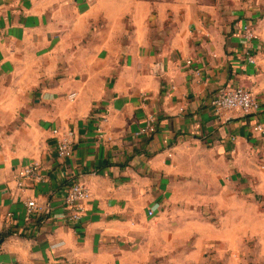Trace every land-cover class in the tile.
<instances>
[{"label":"crops","instance_id":"crops-1","mask_svg":"<svg viewBox=\"0 0 264 264\" xmlns=\"http://www.w3.org/2000/svg\"><path fill=\"white\" fill-rule=\"evenodd\" d=\"M215 1L0 0V261L264 264V17ZM237 85L261 109L217 117ZM53 128L74 130L70 157ZM32 159L44 179H19Z\"/></svg>","mask_w":264,"mask_h":264},{"label":"built area","instance_id":"built-area-1","mask_svg":"<svg viewBox=\"0 0 264 264\" xmlns=\"http://www.w3.org/2000/svg\"><path fill=\"white\" fill-rule=\"evenodd\" d=\"M242 35L246 40H252L259 38V33L255 26L249 22H246L242 26ZM247 60L253 62L254 56L247 50L245 51ZM193 62L192 57L185 59V63L190 65ZM195 74L199 73V69L195 68L193 70ZM73 93L70 97H73ZM211 106L214 114L217 117H221L224 112L228 110H239L243 114H251L259 112L262 107V101L254 95L248 88L237 85L232 87H226L219 91L215 96L211 98ZM253 129L262 135H264V122H256L253 125ZM100 130V127L98 128ZM156 130V117L154 114L150 113L146 117L145 124L139 129L137 134H151ZM55 135V147L57 155L61 158H68L73 154V143H74V130L72 128H67L60 130L59 128L52 129ZM17 177L19 179H32V180H42L44 179L41 173V164L39 161L32 159L26 164L21 166L17 170ZM90 196V192L87 186L80 182H72L68 185L65 194L64 202L66 208L69 210V217L72 220H77L80 218L84 207L83 202L87 200ZM26 217L36 213L43 209L42 205L36 202L35 199L30 198L26 201ZM149 214L152 210H148ZM0 264H22L17 261L2 262Z\"/></svg>","mask_w":264,"mask_h":264},{"label":"rangeland","instance_id":"rangeland-1","mask_svg":"<svg viewBox=\"0 0 264 264\" xmlns=\"http://www.w3.org/2000/svg\"><path fill=\"white\" fill-rule=\"evenodd\" d=\"M213 1L214 3L216 2L215 0ZM224 2L233 10L241 9L243 11L253 12L254 17H256V22L264 17V0H224ZM219 3L221 2L219 1ZM249 15L248 13L246 17Z\"/></svg>","mask_w":264,"mask_h":264}]
</instances>
